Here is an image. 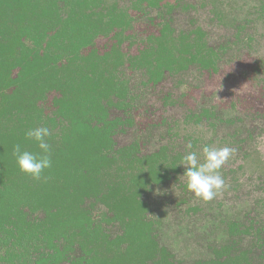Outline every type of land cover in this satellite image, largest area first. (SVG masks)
Returning a JSON list of instances; mask_svg holds the SVG:
<instances>
[{
	"label": "trees",
	"instance_id": "trees-1",
	"mask_svg": "<svg viewBox=\"0 0 264 264\" xmlns=\"http://www.w3.org/2000/svg\"><path fill=\"white\" fill-rule=\"evenodd\" d=\"M180 1L0 0V264H177L145 196L185 173L183 155L166 146L144 153L142 142L119 146L117 137L155 122L142 116L128 74L142 70L154 88L193 65L217 71L224 47L201 29L176 34L163 15L138 22ZM40 126L52 132V167L36 180L13 148L42 152L25 135ZM239 228L230 224L264 255V223ZM212 254L192 264H249L250 251L230 245Z\"/></svg>",
	"mask_w": 264,
	"mask_h": 264
},
{
	"label": "rangeland",
	"instance_id": "rangeland-1",
	"mask_svg": "<svg viewBox=\"0 0 264 264\" xmlns=\"http://www.w3.org/2000/svg\"><path fill=\"white\" fill-rule=\"evenodd\" d=\"M133 1L116 0L123 7ZM263 3L181 0L170 12L150 8L138 20L146 23L163 15L171 21L174 33L198 28L210 46L224 47L216 72H204L193 65L184 72L167 75L154 88L147 85L142 70L128 74L142 116L155 122L142 128L138 124L126 127L117 137L119 146L140 141L144 153L164 146L183 156L195 151L201 161L205 145L236 150L220 170L229 187L212 201L196 198L187 188L184 173L154 186L145 196L159 224V241L173 252L177 264L208 260L213 247L225 245L234 247L236 254L250 251L249 264H264L253 235L230 230L231 223L239 225L240 230L249 228L252 222L256 226L264 223ZM212 107L213 119L193 117ZM138 121L147 122L141 118ZM189 142L191 149L186 147ZM108 229L118 232L115 225Z\"/></svg>",
	"mask_w": 264,
	"mask_h": 264
},
{
	"label": "clouds",
	"instance_id": "clouds-1",
	"mask_svg": "<svg viewBox=\"0 0 264 264\" xmlns=\"http://www.w3.org/2000/svg\"><path fill=\"white\" fill-rule=\"evenodd\" d=\"M25 135L26 138L36 141L42 152L33 153L22 150L21 145L16 144L13 148V155L16 157L21 172L40 180L45 169L52 167L51 145L46 140L52 132L48 127L40 126L29 129ZM186 147L191 149V142ZM235 151L229 146L205 145L202 148L203 161L197 152H187L180 164L186 168L183 177L186 179L188 190L204 202H210L221 195L229 185L226 184L220 170L233 157Z\"/></svg>",
	"mask_w": 264,
	"mask_h": 264
}]
</instances>
